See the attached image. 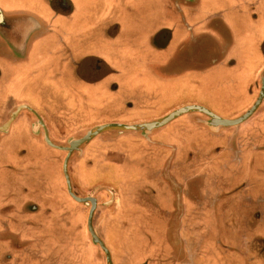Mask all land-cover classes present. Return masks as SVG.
Listing matches in <instances>:
<instances>
[{"label":"crops","instance_id":"1","mask_svg":"<svg viewBox=\"0 0 264 264\" xmlns=\"http://www.w3.org/2000/svg\"><path fill=\"white\" fill-rule=\"evenodd\" d=\"M175 6L180 7L195 35L211 38L221 52L214 66L209 65L210 70L205 67L203 74H183L180 82L183 91L196 94L193 101L197 103L182 105L183 98L175 104L173 80L165 79L166 94L161 97L165 96L169 104L164 109L150 111L147 105L133 112L137 117L108 122H151L186 105L205 107L224 118L240 116L254 104L261 88L257 84L264 72V0H0V18L12 23L31 21L36 25L21 46L24 57L16 53L19 49L15 38L7 42L0 34V120L11 112L14 101L40 98L31 90L40 92L43 76L28 71L27 65L44 59L46 47L56 52L80 50L87 55L101 56L103 52L94 48L98 40L90 38L98 34L102 35L100 42L112 46L111 53L117 60H123L126 68L135 64L140 70L138 64L144 62L150 66L149 63L158 60V55L167 61L173 43H168L167 34L158 37L155 33L159 21L161 26L170 27V12ZM75 36H84V39L77 44ZM158 44L160 53L152 47ZM185 49L183 45L182 50ZM207 49L212 48L206 44ZM15 58L27 61L22 73L9 66L15 65ZM59 59L66 60L62 55ZM67 66V62L60 63V67ZM210 73L213 80L208 77ZM215 75L218 76L214 78ZM25 90H30L31 94H23ZM141 96L148 100L149 94ZM143 102L142 98V106ZM195 113L187 112L160 127L177 128L181 132L167 133L163 139L156 134L158 128L148 134L135 130L116 134L118 130L109 129L93 138L108 133L109 138L114 136L109 141L122 140L124 144L122 149L107 150L105 157L96 156L91 170L97 173L102 167L101 171L108 172L109 176L120 171L125 176L134 173L135 187L139 190L135 192L138 198L134 199L132 208L140 210L144 218L151 221L163 214L169 216L161 234L166 250L159 246L152 248L156 252L147 253L151 249L148 247L149 250L140 251L130 259L129 264H264V97L253 114L235 126L213 129L209 118L194 122L198 117ZM146 146L149 150L144 149ZM71 171L73 173V167ZM4 172L0 181V208L8 205L10 210L0 213V264H89L87 246L79 250L84 245H79L78 220L72 207L67 206V199L72 201L67 192L62 188L63 194H60L61 188L51 185L46 186L42 194L31 189L27 193L15 189L8 195L5 194ZM48 173L52 182L56 181L50 171ZM215 188L222 191L207 201ZM243 192L246 197L238 202ZM128 195L131 196V192ZM117 196L119 198L118 193ZM219 196L224 199L217 202ZM229 201L238 208L231 204V208L226 206ZM41 202L51 214L45 217L44 234L38 218L26 212L34 203ZM238 204L249 212L245 219L238 214ZM209 205L214 207L207 213L198 209ZM195 206L198 211L194 216L198 222L190 223L187 209ZM35 209L40 207L35 206ZM221 212H227L226 217H221ZM119 218L122 220L118 215L116 223L113 221L112 232L120 233L126 225L119 222ZM4 227L8 228L3 230ZM83 232L88 241L84 229ZM90 245L93 247L92 243ZM178 253L181 262L176 258Z\"/></svg>","mask_w":264,"mask_h":264},{"label":"flooded vegetation","instance_id":"2","mask_svg":"<svg viewBox=\"0 0 264 264\" xmlns=\"http://www.w3.org/2000/svg\"><path fill=\"white\" fill-rule=\"evenodd\" d=\"M177 8L178 6H175V10L170 12V27L161 26V22L159 21L157 24L158 32L155 33L158 37L167 34L169 37L168 43L171 41L173 43V50L170 51L171 53L167 61H165V58L158 55V60L153 61L151 64L149 63L150 66L144 62L141 65L138 64L140 70L135 64H131L126 68L123 60H117L111 53L112 46L107 47L106 44L104 45V43L100 42L102 35L93 34L90 36L91 40L93 38L98 40L95 42L94 48L97 50L99 49L101 53L103 52L104 57L103 53L101 56H93L87 55L80 50L56 52L52 50L53 48L46 47V49L49 50L43 51L46 60L44 58L37 63L30 62V64L27 65V70L34 72L36 75L40 74L43 76V81L40 85L39 93H33V90H31L32 94H39V99L14 101L11 112H13L19 104L28 105L32 107V110L30 108H22L17 113L9 131L5 133L0 132V181L5 171L4 175L7 180L5 194L9 195V192L15 189H20L24 193H27L31 189V191L41 192L42 194L46 186L47 188L49 187L46 183L47 181L49 184H52V187L55 185V183L52 182L53 180L45 173L46 163L57 160L55 153L56 149L46 144V137L54 144L60 145L62 143L61 136L63 127L72 126L74 128V125L91 121H97L99 123L124 121L126 117H137L133 112L142 110L147 105L150 111H155L156 108L159 110L164 109V106L169 104L165 96L161 97L163 94H166L164 89L166 86L164 82L165 79L173 80L174 91L172 94H174L175 104L183 98L184 102L182 105L197 103L196 100L193 101V99H196V94H191L190 91L188 92L187 90L183 91V87L180 83L181 79L184 78V75L188 74H203L205 67L207 71L210 70L209 68L211 66L209 67V65H212L215 60L220 58L221 52L218 51L215 42L210 40L211 38L205 37L203 34L198 35V33L195 35L193 28L182 15L179 9L180 7ZM33 28H36V25L31 21L15 20L12 23L10 20L0 18V34L7 42H9L11 38H15V46L19 49L16 53L23 57L26 54L21 46L23 47L22 44L25 43L29 31ZM75 37L74 40L77 44H79L78 41L81 42L84 39V36ZM159 44L161 45L160 40ZM159 44L156 46L152 45L153 50L155 51L156 48V51H159L158 53L161 51V46ZM182 44L186 46L184 51L182 50ZM206 44L212 49L206 50ZM96 45H98V47H96ZM61 55L63 58H66V60H60L59 58ZM14 61L15 65H9L10 68H13L15 72L22 73L26 68L24 64H26L27 61L24 58L22 60H17V58H15ZM65 62H67L69 66L60 67V63L65 64ZM133 68L135 72L131 74ZM217 76L218 75H215L214 78ZM208 77L213 80L212 74ZM257 85L261 87L260 79ZM25 88H27L26 85ZM54 88L56 89L54 90ZM29 91L30 90H25L23 94H31ZM142 94H149L148 100L141 96ZM168 94L170 93L168 92ZM201 95L202 94H200V96ZM214 95L223 97L226 94ZM142 98L144 107L141 104ZM11 112L5 114L3 118L1 116L0 125H3L5 121L10 118ZM46 112H48V114ZM195 114L198 117L193 119L194 122H197V119H207V116L200 112H196ZM19 128H21V130H19ZM78 129L85 130L86 128L76 127V130ZM167 133L181 132L177 128L169 130L162 128L156 131V134H158L161 139L165 138ZM105 134L106 135H102L103 138L101 139L100 145L96 146V143H94L89 149L88 146L75 147L70 155V159L74 161V169L71 175L73 189L77 192L79 191L81 195H84L86 190H88V185L84 183V180L87 179L86 177L92 172L91 169L94 164L91 163H93L94 158L96 156L105 157L103 154H107V150H110V147L122 149L121 146L124 144L122 140H117L115 143H113V140L109 141V139H113L114 136L109 138V135H107L108 133ZM144 149L149 150V147L146 146ZM79 151L81 153L80 158H76L77 152ZM170 152L172 153L171 150ZM6 158L7 161L5 160ZM90 159H92L91 162ZM101 170L102 167L97 173L95 172V174L97 176L101 174L105 175L110 180L111 175L109 176L108 172H103ZM112 176H116L114 182L115 180L117 181V184H113L115 191H112L114 199L112 204L114 207L115 199L117 198H115V195L118 193L122 210H119L117 214L122 216V220L120 218L118 219L121 220L119 222L122 223L125 217L123 214L125 212L124 210H131L133 202L138 198L135 192L139 190V187H135L136 180L134 178V173L130 174V176H125L124 172L120 171L119 173L114 172ZM78 180L85 185H80L82 187H78ZM101 187H104V189L108 188L107 186ZM125 192H131L132 195H129V199L124 196ZM41 197L43 198V195ZM129 203L131 204L129 205ZM34 204L35 205L28 208L26 212L28 216L30 215L32 217L35 215L36 218H38V224L39 227H41L40 231H43L42 234H44V229L42 230L44 220L47 218V214L49 216L51 214L48 210H45V204H43V202ZM7 206L8 205L4 206V208H0V213L4 212L6 214L9 212L10 206ZM35 206H39L40 209H35ZM74 213L79 221V213ZM83 213L85 217V212ZM7 228L8 227H4L3 230ZM83 245L84 246L79 247V250L86 249L85 244Z\"/></svg>","mask_w":264,"mask_h":264},{"label":"rangeland","instance_id":"3","mask_svg":"<svg viewBox=\"0 0 264 264\" xmlns=\"http://www.w3.org/2000/svg\"><path fill=\"white\" fill-rule=\"evenodd\" d=\"M20 105H25V104H19ZM17 106V107H18ZM28 106V105H27ZM16 107V108H17ZM22 109V108H21ZM20 109V110H21ZM15 111V110H14ZM207 118H209L207 116ZM104 123H110V122H104ZM104 123H99L97 121H91V122H83L80 123L78 125H74L75 127L73 128L72 126H66L63 127V131H62V143L58 146L60 147H67V148H71L69 149H58L55 148L51 145L52 148L56 149L55 153H56V161L55 162H51L48 163L45 167V172L47 174V176H49V171H50V175H52V177L54 176L55 180V187L57 188H61L60 189V194H63V190L62 188L67 192V184H66V180L63 174V162L65 160L66 157L67 158V173L69 175V180H70V185H71V189L72 192L74 194H76L79 197H93L96 201L95 204V209L93 211V217H92V224H93V228L95 233L97 234V236L103 240L105 246L107 247V249L109 250L110 256H111V261L113 264V258L115 259V263L114 264H129L130 263V259L134 258L135 255H137L140 251L146 252L147 250H149L148 247H150V250L147 251V253H154L157 250H153L152 248H159V246H162L164 248V250H166V244L163 243V241L161 240V234H162V230H163V234H164V230L166 228L167 222H168V217H165V215L163 214L162 216L155 217L157 218L156 220H149L147 218H144L143 213L140 212V210H135L134 208L130 209H126L124 210L123 214H124V222L126 225H122L124 224V222H122V228L120 229L121 232L120 233H114L112 232V223L115 219H117V213L118 211L122 210L121 206H120V201L119 198L115 192V203H114V207H113V194L112 191H115L113 188V184H117V181L114 179L116 178V176H112L110 177V180L107 176L105 175H99L97 176L95 174V172H91L89 174V176H87L84 180V183H86L88 185V190H86V193L84 195H81L80 192L75 191L73 189V185H72V181H71V170L72 167H74V161L72 162V159L70 160V155L72 153V151H74L75 147H84V146H88V149L91 147L92 144L96 143L97 145L101 144V139L103 138L102 135L98 136L97 139H93L94 136L91 140H89L87 143L83 144V145H79V146H70L69 142L71 140H73L74 138H79L85 135V133L91 129L96 127L97 125H101ZM116 123V122H115ZM77 128H86L85 130H76ZM160 128V127H159ZM158 128V129H159ZM244 128V127H243ZM242 129V126L240 125L239 130ZM117 132L119 131H115V133L117 134ZM123 132H127V131H123ZM94 140V141H92ZM51 143H53L51 141ZM54 144V143H53ZM57 145V144H54ZM111 149H116L117 147H110ZM110 149V150H111ZM81 150V149H80ZM77 157L76 158H80V151L77 152ZM79 160V159H78ZM89 161V160H87ZM92 161V159H90V162ZM92 164V163H91ZM90 164V165H91ZM49 167V168H48ZM74 169V168H73ZM53 173V174H52ZM50 179H53L51 177H49ZM237 179V182H239V179ZM53 182V183H54ZM79 185H85L84 183L82 184V182H80V180H78ZM47 185H52L49 184L48 181L46 182ZM118 184H119V179H118ZM101 186H107L108 188L101 187ZM120 186V185H119ZM82 187V186H80ZM126 187V185H125ZM102 188V189H101ZM113 188V189H112ZM227 188H229V186H227ZM233 188V186L231 187ZM84 190V189H83ZM212 193L211 195H208L207 201L208 200H213L214 198L217 197V192H221L222 190L219 188H215L213 190H211ZM210 191V192H211ZM68 194V193H67ZM129 192H125V197H127L129 199ZM68 196L70 197V195L68 194ZM246 197V195L243 194L239 195L238 197V202L242 199ZM71 200L67 199V206H71L72 207V211H76L79 213L80 215V219L78 221V226H79V232H78V239H79V245L81 244H85V246H87V249L89 251V264H107L106 262V255L103 252V250L98 246L95 245L91 242L90 240V234L88 232L87 229V218L89 215V210L91 208V202L88 201L87 205L86 204H82V203H75L76 201L71 198ZM217 202H219V200L224 199L223 196H219L217 198ZM229 200V199H228ZM75 201V202H73ZM71 204V205H70ZM231 206H236V204L231 203L230 201L228 202V204L226 206L230 207ZM216 206H218V203L215 204ZM239 205V213L242 216H244L243 219H245V214L248 212L247 208L241 207L240 204ZM206 206H208L206 204ZM204 206H202L201 209L203 212L207 213L209 212V209L211 207H214V205H209V207L203 208ZM231 208V207H230ZM238 208V207H237ZM197 206L195 207H191L188 208L187 210V219H189V222L192 223L194 221L198 222L197 220V216H194V212L198 211ZM208 210V211H207ZM207 211V212H206ZM262 211V210H261ZM85 212V217H84V213ZM213 212V211H212ZM82 213H83V217H82ZM249 213V212H248ZM158 214V212H157ZM221 217H226L227 212H221ZM241 219V217H240ZM235 219H232L231 221H234ZM204 221V220H203ZM114 223H116V221H114ZM197 224V223H195ZM111 225V226H110ZM196 227V225H195ZM192 228V227H191ZM83 229L86 231V236L88 238V241L85 238ZM116 230V228L114 229ZM176 234V233H174ZM89 242V243H88ZM90 243L93 244V247L90 245ZM177 246L180 245V243H176ZM145 248V249H144ZM148 248V249H146ZM180 251V250H179ZM124 255H120V253H124ZM181 253V251H180ZM180 253H178V255L176 256L177 259L180 258ZM178 262H181V260L179 259Z\"/></svg>","mask_w":264,"mask_h":264},{"label":"water","instance_id":"4","mask_svg":"<svg viewBox=\"0 0 264 264\" xmlns=\"http://www.w3.org/2000/svg\"><path fill=\"white\" fill-rule=\"evenodd\" d=\"M263 97H264V72H263L262 79H261L260 92H259L254 104L248 110H246L243 114H241L240 116H237L235 118L221 117V116L211 112L207 108L199 106V105H186V106L177 108V109L173 110L172 112L168 113L167 115H165V116H163L157 120L151 121V122L138 123V124L104 123L101 125H97L96 127L89 129L85 133L84 136L79 137V138H74L73 140H71L69 142V144L71 147L83 145V144L87 143L89 140H91L97 134H99L105 130H109V129H115V130H118L119 132L135 130V131H141L143 133L148 134L152 130L164 126L165 124H167L168 122H170L174 118H176L182 114H185L187 112H200V113L208 116L209 117L208 123L211 126V128H213V129H217L220 127H227V126H235V125L242 123L243 121H245L247 118H249L253 114V112L260 105ZM21 108H29V106H27V105L18 106L15 109V111L10 115V118L3 125L0 126V131L5 132L7 130L8 125L16 117L17 113L20 111ZM46 142H47V144H49L55 148H58V149H69V150L71 149V148H67V147L64 148V147H60L58 145H54L53 143H51V141L49 140L48 137H46ZM67 158L68 157H66L64 162H63V174H64L66 184H67V193L76 202L86 204V205H87L88 201L91 202V208L89 210V215L87 218V229H88V232L90 234V236H89L90 240L93 244L98 245L103 250V252L106 255L107 264H112L109 250L105 246L103 240H101L97 236V234L95 233L94 228H93L92 217H93V211L95 209L96 201L93 197H79L72 192L70 180H69V175L67 173ZM175 223L177 224V219L175 220Z\"/></svg>","mask_w":264,"mask_h":264}]
</instances>
